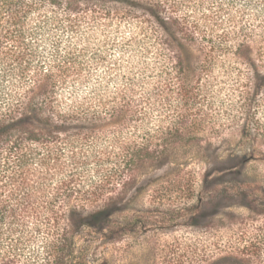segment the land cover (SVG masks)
<instances>
[{
    "label": "trees",
    "instance_id": "1",
    "mask_svg": "<svg viewBox=\"0 0 264 264\" xmlns=\"http://www.w3.org/2000/svg\"><path fill=\"white\" fill-rule=\"evenodd\" d=\"M234 136L250 153L153 190L190 198L162 216L191 228L183 264H264V180L242 177L264 161V0H0V264H71L82 226L120 240L142 167ZM228 199L248 214L212 221Z\"/></svg>",
    "mask_w": 264,
    "mask_h": 264
},
{
    "label": "rangeland",
    "instance_id": "2",
    "mask_svg": "<svg viewBox=\"0 0 264 264\" xmlns=\"http://www.w3.org/2000/svg\"><path fill=\"white\" fill-rule=\"evenodd\" d=\"M247 153H250L249 146L240 145L239 138L234 136L215 154L209 152L205 155L193 148L186 153L174 154L164 164L142 167L138 171L136 183L128 190L122 202L110 216L111 222L118 220L122 224L137 217L133 222L135 227L133 229L131 227L129 231H123L120 240L114 242L113 240L107 241L101 233L88 231L89 227L82 226L83 231L75 237L78 248L71 264H183L181 262V260L183 261L181 257L183 242L187 237L193 236L191 228L179 226L173 221L174 218L166 222L162 216L166 215L167 210L173 209V206L181 207L182 203L189 204L190 198L173 204L165 203L166 197L179 190L175 181H172V184H165L164 188L156 194H153V190L165 180H175L179 172L180 175L183 172H188L185 179L189 180L195 177L193 182L199 183L204 171L213 172L219 161L234 154ZM242 177L249 181L263 182L264 161H249L248 158L243 168ZM213 186V181H211L206 188L210 189ZM190 188L193 191H200L199 186L195 189L194 187ZM197 195L194 196V199ZM210 212L211 220L214 222L225 220L226 215L230 213L240 216L248 214V210L242 202L229 199L214 206ZM186 217L187 215L184 213L177 222L183 223ZM137 220L138 222H136ZM155 223L164 226L163 228H154ZM140 225H145L150 229L141 231ZM105 234H107V230H105Z\"/></svg>",
    "mask_w": 264,
    "mask_h": 264
}]
</instances>
